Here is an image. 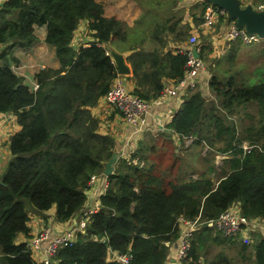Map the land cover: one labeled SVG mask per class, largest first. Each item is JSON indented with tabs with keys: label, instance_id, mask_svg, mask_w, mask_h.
<instances>
[{
	"label": "trees",
	"instance_id": "trees-1",
	"mask_svg": "<svg viewBox=\"0 0 264 264\" xmlns=\"http://www.w3.org/2000/svg\"><path fill=\"white\" fill-rule=\"evenodd\" d=\"M0 18V117L12 115L20 126L10 138L11 159L0 177V264H35L25 243L15 240L27 235L29 214L54 207L57 222H71L84 208L90 175L102 173L103 162L113 154L112 139L98 132L91 108L118 76L104 45L126 43L127 29L104 17L96 0H6ZM82 23L92 40L76 47L75 31ZM41 26L59 67L35 73L37 88L31 90L11 68L17 63L12 49L34 44L35 27ZM153 30L158 39L159 27ZM128 60L136 83L133 95L150 101L161 95L163 78L183 77L187 57L179 50H133ZM209 88L217 103H207L200 90L190 92L166 129L179 140L215 144V152L231 155L225 162L230 172L216 187L205 178L173 181L152 173V166L139 167L145 158H136L137 151L107 177L89 223L51 264H121V254L131 256L128 264H167L166 243L177 241L179 217L208 222L236 203L245 219L264 223V79L250 85L212 77ZM248 105L257 110L256 122L236 127L231 114L239 107L247 114ZM243 143L249 148L244 150ZM205 231L193 237L183 264H232L223 254L200 262ZM250 249L255 264H264V234L254 237Z\"/></svg>",
	"mask_w": 264,
	"mask_h": 264
},
{
	"label": "crops",
	"instance_id": "crops-1",
	"mask_svg": "<svg viewBox=\"0 0 264 264\" xmlns=\"http://www.w3.org/2000/svg\"><path fill=\"white\" fill-rule=\"evenodd\" d=\"M6 0H0V6ZM103 7V15L106 18H114L123 22L126 32L125 41L113 40L105 44L107 55L113 61V54L117 53L123 56V62L129 69L128 75H120L128 92L133 95V90L136 85L132 75V67L128 57L133 50L152 52L156 51L160 54H165L171 51L175 53L177 50H187L192 48L188 44V39L191 35L196 36L194 47H197V52L203 62V68L197 74V90H200L207 103L217 100L212 95V89L209 88V81L212 77H218V81L222 76H225L223 71L212 73L219 66L221 59H224L228 53L235 50L236 45H242L238 41L227 39V30L234 23L228 18H217L213 21L210 27L204 26V18L209 8L216 7L219 0H96ZM166 1V3H165ZM239 5L246 7L255 5L263 0H237ZM244 2L242 4L241 2ZM160 4V7H157ZM153 12V13H152ZM157 26L160 29L158 39L154 36L153 28ZM46 29L44 26L35 27L36 41L28 47H14L12 56L17 60V63L11 65L13 72L20 76L23 84L31 90L37 88L34 81V74L45 68L57 69L59 62L55 56L54 48L45 43ZM161 40L159 42L158 40ZM91 32L86 23H82L75 31L74 45L76 47L91 42ZM134 47V49H132ZM233 57L229 56V59ZM228 61V59H226ZM114 63V62H113ZM148 69V68H147ZM264 74V70H262ZM261 77V75H259ZM264 77H262V80ZM261 81V80H260ZM177 80L163 78L164 89L171 90L176 85ZM246 84H250L247 81ZM162 93V92H161ZM189 92H180L175 96H170L167 93L161 94L152 101H158L151 104L146 113L145 123L139 131L124 124L120 115L111 107L105 104L104 100L100 99L98 104L91 108L92 115L99 121L98 132L101 135H106L112 139V152L119 154L117 161L113 164V173L119 167L120 160L131 158L137 151L142 152L141 140L146 134L167 135L171 140L178 142L179 138L171 131L166 129V125L170 123L176 111L181 107L185 96ZM159 99V100H158ZM253 106V105H248ZM249 110V108H248ZM235 114V115H234ZM243 114L241 118L248 117L239 107L231 114V117L239 126L237 116ZM245 121H240V125ZM20 131V126L15 122L12 115H3L0 117V177L4 174L7 165L11 159L9 143L11 136ZM212 136L214 132L209 130ZM193 138V137H190ZM189 139V138H183ZM194 139V138H193ZM189 143V141H188ZM206 145V144H205ZM247 145V143H243ZM138 146V147H137ZM149 150V149H147ZM208 151L212 155L203 168L196 175H192L194 179L205 178L209 179L213 186L216 187L222 176L230 172L229 167L225 163L231 158L229 154L217 153L214 148L209 145L204 146L202 155ZM112 154V155H113ZM132 160V159H131ZM107 161L103 162V170ZM139 165V162H137ZM90 185L86 202L82 211L95 210L98 206L100 197L105 193L108 186V179L102 173H93L89 177ZM88 207V209H86ZM235 211H239V204L233 205ZM86 209V210H85ZM81 211V212H82ZM80 212V213H81ZM72 221L68 223H59L55 219V208L42 212L29 214L27 235L19 234L16 237V243H25L28 249V242L40 231L49 229V240L57 236L64 235L69 231ZM264 229V228H263ZM263 229L243 230V232L235 239H225L212 226L204 228L201 226L196 230L194 236L199 231H205L204 247L201 251V263L217 261V257L223 254L230 259L232 264H255L253 251L250 246L254 242V237L257 234H264ZM247 237L248 243H243V239ZM177 242V241H175ZM47 241L40 243L38 249L34 251L35 260L39 261L42 258V251L47 245ZM171 245L168 247L167 264L172 263L168 260L172 254ZM206 247H214L213 250H206Z\"/></svg>",
	"mask_w": 264,
	"mask_h": 264
},
{
	"label": "built area",
	"instance_id": "built-area-1",
	"mask_svg": "<svg viewBox=\"0 0 264 264\" xmlns=\"http://www.w3.org/2000/svg\"><path fill=\"white\" fill-rule=\"evenodd\" d=\"M250 6L257 12H264V0ZM217 18H228L226 10L218 7L209 8L204 18V26H212L213 21ZM226 36L228 40L238 41L246 45L258 44L264 40V38L259 37L257 34L247 33L243 27H237L235 23H233L232 27L227 30ZM196 40V36L191 35L188 39L189 46L193 47ZM179 51H183L187 57L184 75L182 78L177 80L176 85L171 90L165 89L161 94L167 93L170 96H175L180 92L190 93L197 88L196 78L199 71L203 68V62L200 59H195L193 57L191 48ZM103 100L106 105L113 108L120 115L126 126L133 128L135 131H139L145 123V115L151 104L158 102L157 100L146 101L136 95L130 94L120 75L113 80L112 85ZM242 147L244 150L249 148L247 145H243ZM88 185H90L89 182ZM95 210L82 211L78 215L76 223H72L68 232L64 235L57 236L52 240H49V229H44L37 233L31 241L28 242L27 246L29 249L28 252L30 253L34 263L51 264L50 260L57 253V251L60 248L69 246L74 239L75 234L84 230ZM177 223L180 228L179 237L177 239V241H179V248L177 250L175 261L172 263L177 262L178 264H183L186 260H188L191 241L196 230L201 226L207 225L214 227L215 230L225 239H235L243 232V230L264 228V223L256 222V220L249 221L245 219L240 212V208L239 211H235L233 207L222 212L212 221L200 223L198 222V219L187 220L183 217H179L177 219ZM43 241H47L48 243L42 251V258L37 261L35 260L34 251L38 249L40 243ZM242 241L243 243H248L249 239L245 237ZM117 258L121 264H128L131 256L129 254H121L118 255Z\"/></svg>",
	"mask_w": 264,
	"mask_h": 264
},
{
	"label": "rangeland",
	"instance_id": "rangeland-1",
	"mask_svg": "<svg viewBox=\"0 0 264 264\" xmlns=\"http://www.w3.org/2000/svg\"><path fill=\"white\" fill-rule=\"evenodd\" d=\"M241 3L244 4L243 1ZM230 55L233 57L229 59ZM226 59H228V61ZM262 70H264V40L258 44L236 45L235 50L228 53L224 59H221L219 66L214 69L212 73L223 71V73L226 74L221 77V80L229 76L233 77L236 82L247 83V81H250V85H252L262 80V77H264ZM259 75H261V77H259ZM248 108V117L243 116L241 118L243 114L237 116L239 127L240 121H245L242 123V127L256 122L257 110L255 106H249ZM235 125L238 127L236 121ZM193 140V138L189 137L188 140L182 139L175 142L165 134H146L145 138L139 141L141 142L140 150H142V152H139V156L136 158H145V160L139 163V167L143 166L142 168L146 169L152 166V173L160 174L161 176L167 175V178L173 181L180 179L184 182V180L194 179L192 175H196L205 165L208 166L206 161L210 158L212 152L208 151L203 156L202 151L206 145L203 143H201V145L194 144ZM212 148L216 150L217 146L214 144ZM135 161L136 159L131 162L136 165ZM171 165H173L172 171L170 170ZM170 171L172 174L169 175L168 173ZM89 188L90 187L86 188L84 191L87 195ZM86 209H88V207ZM213 249L214 247H206V250Z\"/></svg>",
	"mask_w": 264,
	"mask_h": 264
},
{
	"label": "water",
	"instance_id": "water-1",
	"mask_svg": "<svg viewBox=\"0 0 264 264\" xmlns=\"http://www.w3.org/2000/svg\"><path fill=\"white\" fill-rule=\"evenodd\" d=\"M218 8L226 10L228 19L232 20L237 27H243L249 34H257L264 38V12L255 11L250 5L242 7L237 0H219L217 2ZM192 55L195 59H199L197 47L191 48ZM113 62L115 64L118 75H128L129 69L123 62V56L117 53L113 54ZM119 154L114 153L105 164L103 174L109 177L113 174V164L117 161ZM78 216H74L72 223L75 224ZM169 246V243H166ZM172 254L168 258L169 261L174 262L179 248V241L171 245Z\"/></svg>",
	"mask_w": 264,
	"mask_h": 264
},
{
	"label": "clouds",
	"instance_id": "clouds-1",
	"mask_svg": "<svg viewBox=\"0 0 264 264\" xmlns=\"http://www.w3.org/2000/svg\"><path fill=\"white\" fill-rule=\"evenodd\" d=\"M78 216V215H77Z\"/></svg>",
	"mask_w": 264,
	"mask_h": 264
}]
</instances>
